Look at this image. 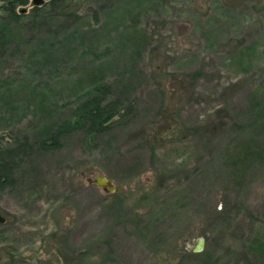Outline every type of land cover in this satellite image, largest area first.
Wrapping results in <instances>:
<instances>
[{
	"label": "rangeland",
	"instance_id": "374dc122",
	"mask_svg": "<svg viewBox=\"0 0 264 264\" xmlns=\"http://www.w3.org/2000/svg\"><path fill=\"white\" fill-rule=\"evenodd\" d=\"M68 1L0 55V148L94 82L120 112L0 186V264H264V0Z\"/></svg>",
	"mask_w": 264,
	"mask_h": 264
},
{
	"label": "trees",
	"instance_id": "16d2710c",
	"mask_svg": "<svg viewBox=\"0 0 264 264\" xmlns=\"http://www.w3.org/2000/svg\"><path fill=\"white\" fill-rule=\"evenodd\" d=\"M26 1L1 0L0 2V55L9 49L10 43L15 39L13 32L16 25L20 27L19 29H23L26 23L35 22L47 15L44 14L45 8L40 2L32 5L31 18L22 20L25 10L21 11L19 5ZM47 4L53 15L76 16L75 12L67 10L70 5L68 0H47ZM85 89L68 117L45 121L38 136L29 137L24 134L14 144L0 148V186L14 184L16 181L14 173L24 159L37 151L49 152L58 149L65 136L80 131L87 138H94L110 129L120 112L121 100L118 97H111V86L106 82H94L92 87ZM38 105L41 109H46L43 99L38 100ZM262 245L263 243L259 247L261 248Z\"/></svg>",
	"mask_w": 264,
	"mask_h": 264
},
{
	"label": "water",
	"instance_id": "95a60500",
	"mask_svg": "<svg viewBox=\"0 0 264 264\" xmlns=\"http://www.w3.org/2000/svg\"><path fill=\"white\" fill-rule=\"evenodd\" d=\"M42 2V0H32L33 4H38ZM21 11L25 10V7L20 8ZM95 184L98 186H101L104 190L109 191V192H114L116 190V185L111 181L106 175L101 174V173H96L94 176L91 178ZM5 220V217L0 213V222H3ZM203 245V238L199 237L197 239L196 244L193 246L194 251H199L202 248Z\"/></svg>",
	"mask_w": 264,
	"mask_h": 264
}]
</instances>
